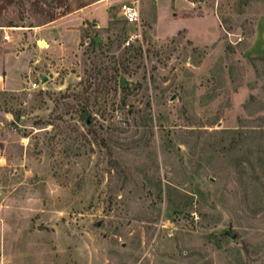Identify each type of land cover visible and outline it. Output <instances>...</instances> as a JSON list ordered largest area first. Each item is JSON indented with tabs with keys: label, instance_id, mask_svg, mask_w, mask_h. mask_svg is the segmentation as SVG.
Segmentation results:
<instances>
[{
	"label": "rangeland",
	"instance_id": "1",
	"mask_svg": "<svg viewBox=\"0 0 264 264\" xmlns=\"http://www.w3.org/2000/svg\"><path fill=\"white\" fill-rule=\"evenodd\" d=\"M66 2L0 20V264H264V0Z\"/></svg>",
	"mask_w": 264,
	"mask_h": 264
},
{
	"label": "trees",
	"instance_id": "2",
	"mask_svg": "<svg viewBox=\"0 0 264 264\" xmlns=\"http://www.w3.org/2000/svg\"><path fill=\"white\" fill-rule=\"evenodd\" d=\"M19 1L22 3L29 2L30 6L35 11H38L42 16H44L46 21H53L56 18H58V16H60L61 14L64 15L72 11L70 4H68L66 0H52L55 7H61L64 5L62 12H59V13H56L55 11H53V9L50 8L49 3L47 4V7L39 6L40 0H0V20L2 17L3 11H5L8 8V6L15 4L16 2H19ZM85 4L87 3H83V2L78 3L76 9L83 7ZM12 23H13L12 20L6 21L5 24H1V21H0V26H12L13 25Z\"/></svg>",
	"mask_w": 264,
	"mask_h": 264
},
{
	"label": "built area",
	"instance_id": "3",
	"mask_svg": "<svg viewBox=\"0 0 264 264\" xmlns=\"http://www.w3.org/2000/svg\"><path fill=\"white\" fill-rule=\"evenodd\" d=\"M121 12L123 14L124 19L129 23H135L139 19L138 7L133 3L123 4L121 6ZM4 38L5 39L9 38L7 33L4 35ZM129 39H133V37Z\"/></svg>",
	"mask_w": 264,
	"mask_h": 264
},
{
	"label": "crops",
	"instance_id": "4",
	"mask_svg": "<svg viewBox=\"0 0 264 264\" xmlns=\"http://www.w3.org/2000/svg\"><path fill=\"white\" fill-rule=\"evenodd\" d=\"M3 80H4L3 76L0 75V87H1V85H2V83H3Z\"/></svg>",
	"mask_w": 264,
	"mask_h": 264
},
{
	"label": "water",
	"instance_id": "5",
	"mask_svg": "<svg viewBox=\"0 0 264 264\" xmlns=\"http://www.w3.org/2000/svg\"><path fill=\"white\" fill-rule=\"evenodd\" d=\"M86 120L88 121V118L86 117Z\"/></svg>",
	"mask_w": 264,
	"mask_h": 264
}]
</instances>
